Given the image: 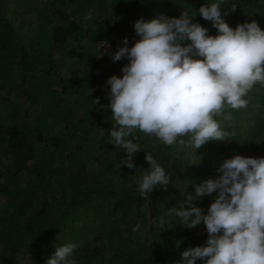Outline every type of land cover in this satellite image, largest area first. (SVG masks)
Here are the masks:
<instances>
[{
    "label": "trees",
    "instance_id": "trees-1",
    "mask_svg": "<svg viewBox=\"0 0 264 264\" xmlns=\"http://www.w3.org/2000/svg\"><path fill=\"white\" fill-rule=\"evenodd\" d=\"M17 1L24 9L31 4L13 3ZM58 1L69 5L77 18L61 14L55 4L32 8L40 20L36 39L0 12V193L5 199L0 208V264H19L23 252L29 264H46L56 247L67 243L77 245L72 257L77 264H166L161 255L168 241L178 242L182 261L183 251L206 246V227L201 223L189 231L180 219L158 225L156 188L142 198L132 180L135 168H119L125 150H111L112 112L96 93V85L104 74L123 73L97 63V55L84 42L83 25L100 26L95 32L116 51L123 38L129 46L139 39L134 30L138 10L144 11L146 21L160 14L178 18L185 10L215 36L217 29L198 10L217 0ZM1 8L8 11L0 0ZM221 8L222 14L228 13L224 19L230 27L256 21L264 30V0H222ZM58 55L91 64L92 70L65 78L56 64ZM106 61H112L110 55ZM78 89L80 97L75 96ZM19 93L39 108L32 118L15 104ZM245 99V108L225 107L230 120L214 117L229 135L195 151L198 167L184 160L189 148L165 145L139 130L134 132L135 142L142 149L135 153V163L145 174L150 167L145 155L150 153L166 173L176 167L177 176L181 171L186 177L178 190L185 199L184 192L195 194L193 184L219 175L216 168L223 159L264 158V93L254 86ZM100 169L104 173L96 172ZM171 188L176 191L177 185ZM215 196L206 195L195 204L207 214ZM130 220L131 230L126 227ZM138 222L141 228L134 232ZM196 264L205 261L197 259Z\"/></svg>",
    "mask_w": 264,
    "mask_h": 264
},
{
    "label": "clouds",
    "instance_id": "clouds-1",
    "mask_svg": "<svg viewBox=\"0 0 264 264\" xmlns=\"http://www.w3.org/2000/svg\"><path fill=\"white\" fill-rule=\"evenodd\" d=\"M221 3L203 4L198 10L217 29L215 36L184 10L178 18L160 14L136 20L139 39L129 46L125 37L114 53H103L113 62L128 60L122 77L112 75L106 81L110 86L106 107L114 121L109 143L125 150L119 168H135L133 156L142 149L135 142V130L165 145L195 150L226 140L229 133L214 117L230 120L225 107H247L249 91L257 83L264 86V30L256 21L230 27ZM145 160L150 167L139 181L142 198L157 186L167 190L171 183V176L150 153ZM216 171V178L193 184L195 194L184 192L186 199L169 209L183 227L203 223L207 231L206 246L183 251L182 264H196L197 259L205 264H264V158L235 155L223 159ZM213 193L214 201L204 214L195 201ZM164 223L161 217L160 226ZM140 228L138 222L132 230ZM76 248L75 243L57 246L46 264H77L72 258Z\"/></svg>",
    "mask_w": 264,
    "mask_h": 264
},
{
    "label": "rangeland",
    "instance_id": "rangeland-1",
    "mask_svg": "<svg viewBox=\"0 0 264 264\" xmlns=\"http://www.w3.org/2000/svg\"><path fill=\"white\" fill-rule=\"evenodd\" d=\"M13 1H15V0H1L2 3H5L6 6H8V11L5 9H2V8L0 9L1 14L5 18L11 19L15 25H18L19 23H21L22 27H23V31L27 35H29L30 37L35 38V39L38 38V24L40 23V20L38 18L36 11L33 10L32 8H41L42 6H50V4H55V10L61 12V14L66 15L69 19L70 18H72V19L77 18V16L74 13H72L71 9L69 8V5H66L65 3L62 4L58 0H34L33 3L29 0V3H31V4L29 7L25 8V9L20 7L22 4L21 1H17L18 3H13ZM207 1H205V2L207 3ZM143 12H144L143 10L137 11L136 20H138L140 18H143L146 20L147 16L145 17ZM83 27H84V31H85L84 42H85L87 48L89 50L95 52V54L97 55V57H98L97 63L99 65H101L105 69L110 68V66H112L114 68L116 66L117 69H121L125 64L128 63V60L126 58L122 59L121 61H118V62L111 61L110 63H108L106 61L107 55L103 54V52L101 51V48H103V45L106 44L108 41L99 37L97 35V33L95 32V30L98 29L100 26H95L94 28L89 29L88 26L86 24H84ZM108 45L110 46V48L107 52L114 53L115 50L113 49L112 44L110 42H108L107 46ZM122 46H123V44L120 43L119 47H122ZM56 64H57V67L59 69V72L65 78H70L73 76H80L84 70L89 71V70H92L91 67H93L91 64L81 63L77 60H70L65 55H58L56 57ZM109 64H110V66H109ZM113 71H115V69ZM111 74H104L101 82H98L96 85V93L104 101V103H105L104 106H107L109 104V99L107 98V94L110 91V86H108L106 84V81L110 76H112ZM255 90L259 93H264V86L257 83L255 85ZM71 91L74 92V90H71ZM75 91H77V90L75 89ZM80 95H81V93L79 92V89H78V92L75 93V96L80 97ZM15 104L18 106L21 114L22 113L28 114V119L32 118L36 113L39 112V108L32 105V103L28 101V99L24 93H19L16 95ZM134 132H136V130ZM133 135L136 136L135 133H133ZM111 150L115 151L116 146L112 145ZM195 151H196L195 149L189 148L188 154H187L188 158H184L185 162L187 161V159L190 161V165H192L193 168L199 166V162L194 155ZM135 156H136V154H134V156H133L134 157V159H133L134 163H135ZM123 159H125V156L120 160V163L122 162ZM95 164H97V163H95ZM96 172L101 173V174L104 173L102 169H100ZM167 173L171 176V183L168 186L167 190H165L159 186H157V188H156L157 193H158L157 197L159 199L158 200V202H159L158 203L159 218H158V222H157L158 225H160L159 220L161 217H164V219H165L164 225L171 224L175 220L179 219L178 217H175L174 215H169V209L179 206V204L182 203L186 199V198L181 199V191H178L180 188V185H182V183L185 181L186 177L181 174V171H180V173L178 172L179 176H177L176 167H173L172 170L168 171ZM143 175L144 174L141 172V167L135 163V174H134V177L132 178V180L134 181L133 183L135 185V190H137V191H139L138 185H139V181ZM105 176H107V174ZM23 178H25V177H23ZM172 184L177 185V189H175L176 191L172 190V188L170 189V186ZM3 186H4V183H3L2 187ZM148 196H149V193L147 194L146 197H148ZM4 204H5L4 196L2 195V193H0V208H2V206ZM142 209L145 210L144 207H142ZM140 216H142V215H140ZM140 216H139V218H140ZM136 217H134V218H136ZM134 218H132V219H134ZM131 221H133V220L126 222L127 223L126 227L129 230H131L130 228L133 225V223ZM194 228H191V229L188 228V229H189V231H192ZM88 237L90 238V236H88ZM98 246H101V245L98 244ZM164 249L165 250L162 251L161 258L164 260V262L166 264H182V261L180 259H178V254H179L178 242L173 243V241H168L167 245H165ZM103 255L107 256L108 252H104ZM18 263L19 264H29L28 258L26 257L25 252L20 254V257L18 259Z\"/></svg>",
    "mask_w": 264,
    "mask_h": 264
},
{
    "label": "built area",
    "instance_id": "built-area-1",
    "mask_svg": "<svg viewBox=\"0 0 264 264\" xmlns=\"http://www.w3.org/2000/svg\"><path fill=\"white\" fill-rule=\"evenodd\" d=\"M109 48H110V46L108 45H106L105 47H103V48H101V51L103 52V53H105L106 51H108L109 50ZM133 159H134V157H133Z\"/></svg>",
    "mask_w": 264,
    "mask_h": 264
}]
</instances>
